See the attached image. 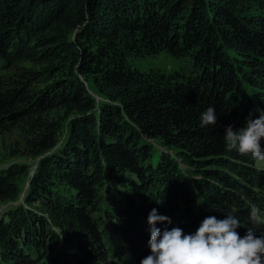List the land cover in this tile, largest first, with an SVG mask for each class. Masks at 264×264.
I'll use <instances>...</instances> for the list:
<instances>
[{
    "label": "trees",
    "instance_id": "trees-1",
    "mask_svg": "<svg viewBox=\"0 0 264 264\" xmlns=\"http://www.w3.org/2000/svg\"><path fill=\"white\" fill-rule=\"evenodd\" d=\"M161 53L190 68L134 66ZM257 109L264 0H0V137L40 158L0 217V264H140L153 208L186 234L211 208L264 217V161L224 140ZM27 171L0 169V204Z\"/></svg>",
    "mask_w": 264,
    "mask_h": 264
},
{
    "label": "clouds",
    "instance_id": "clouds-1",
    "mask_svg": "<svg viewBox=\"0 0 264 264\" xmlns=\"http://www.w3.org/2000/svg\"><path fill=\"white\" fill-rule=\"evenodd\" d=\"M257 111L259 116L253 118L250 113L242 127L226 126L225 148L264 161V111ZM216 124V110L210 106L201 113V126ZM234 213H226L223 219L206 216L194 233L186 234L180 227L169 228L171 218L153 208L147 218L150 254L140 264H264V233L256 235L249 228L241 236L237 231L241 222ZM249 219L254 225L264 226V218L255 208ZM157 223L164 227H157Z\"/></svg>",
    "mask_w": 264,
    "mask_h": 264
},
{
    "label": "rangeland",
    "instance_id": "rangeland-1",
    "mask_svg": "<svg viewBox=\"0 0 264 264\" xmlns=\"http://www.w3.org/2000/svg\"><path fill=\"white\" fill-rule=\"evenodd\" d=\"M134 66L137 67L138 69L142 70V71H149L151 69H159L161 71H165L167 73H173L176 71H182L185 70L187 68H190L187 60L185 58H180V57H176L172 54L169 53H161L159 55H148L142 58H137L136 60H134ZM92 94H94L98 99L100 98L99 94H97L95 91H91ZM67 123L64 124V128L62 129V132L60 133V141L59 144L62 143L64 137H65V133H66V126ZM8 137V136H7ZM9 145H10V140H8V138L3 139L2 137H0V169H4L6 167H9L10 165L16 164V165H24L26 167H28V171L25 175H23L20 178V183H21V188L22 190H24L21 194V197L18 201L16 202H9V203H2L0 204V217L3 214V212L8 209V207H12L17 205L18 203H23L24 202V197H25V190L28 189L29 184H30V178L32 177L35 168L37 167V164L39 162L40 158H34L31 156H24V155H18V156H12L10 155V151H9ZM259 167L264 168V162H258L257 164ZM183 167L186 169V166L183 164ZM235 210L234 216L237 217L239 220H243L240 221L241 224H245L246 226H248V228H250V224L253 226H255L254 230H255V234L260 235L262 233H264V226H257L254 225L251 220L249 219V213L247 212H241L237 209H232L228 212H231ZM207 212L209 214L212 215H216V208L214 209H208ZM99 216V215H98ZM218 219H221L220 215H216ZM264 218V217H262ZM104 225L105 228L107 230L108 233L112 234L113 232H115L114 229L117 230V228H115L114 223H112L111 221H109L108 219H106L104 221ZM117 239L119 240V237L117 236ZM120 242V240H119Z\"/></svg>",
    "mask_w": 264,
    "mask_h": 264
}]
</instances>
